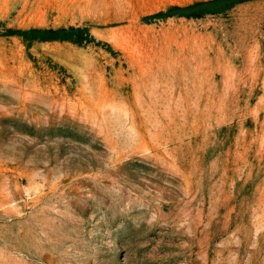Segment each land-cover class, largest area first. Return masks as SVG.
Instances as JSON below:
<instances>
[{"label":"rangeland","instance_id":"1","mask_svg":"<svg viewBox=\"0 0 264 264\" xmlns=\"http://www.w3.org/2000/svg\"><path fill=\"white\" fill-rule=\"evenodd\" d=\"M0 264H264V0H0Z\"/></svg>","mask_w":264,"mask_h":264}]
</instances>
